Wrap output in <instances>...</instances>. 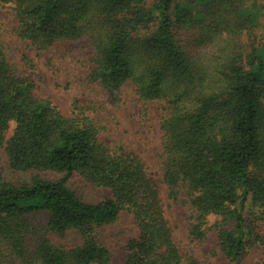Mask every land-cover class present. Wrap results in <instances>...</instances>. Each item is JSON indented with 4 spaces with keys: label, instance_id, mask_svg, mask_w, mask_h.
<instances>
[{
    "label": "trees",
    "instance_id": "obj_1",
    "mask_svg": "<svg viewBox=\"0 0 264 264\" xmlns=\"http://www.w3.org/2000/svg\"><path fill=\"white\" fill-rule=\"evenodd\" d=\"M0 6L11 10L9 33L26 47L65 57L81 43L88 79L110 103L127 84L142 107L160 101L161 180L184 210L191 243L215 234L227 264L258 243L256 264H264L262 0ZM7 33L0 24V151L9 170L27 177L0 179V264H112L101 233L124 212L137 232L124 244L123 264H200L181 251L158 182L118 136L114 118L99 120L82 106L63 114L14 61ZM74 174L109 195L90 201L68 186Z\"/></svg>",
    "mask_w": 264,
    "mask_h": 264
},
{
    "label": "rangeland",
    "instance_id": "obj_2",
    "mask_svg": "<svg viewBox=\"0 0 264 264\" xmlns=\"http://www.w3.org/2000/svg\"><path fill=\"white\" fill-rule=\"evenodd\" d=\"M262 1L264 3V0ZM260 21L258 32L262 34L264 33V15ZM14 22L15 18L11 10L0 6V24H3L8 32L6 40L10 43L12 57L20 65L21 70L34 80L40 92L48 95L65 115H72L76 106H82L89 115L99 120L106 121L110 116L113 117L117 122L118 136L131 150L142 156L148 174L158 182L161 201L181 251L192 252L200 264H227L225 257L216 249L215 234H211L207 242L203 244L191 243L184 210L167 197L166 187L161 180L158 157L162 103L150 101L145 108L142 107L136 101L131 84L121 89L116 103H110L108 96L88 79L92 66L83 55L81 43L74 44L73 51L65 57H57L56 53L51 51L38 52L34 48L26 47L24 42L10 35L9 30ZM41 174L48 179L61 177V174L52 171L41 172ZM20 176L27 177V174L9 170L6 158L0 151V179H18ZM67 183L72 190L83 193L90 201H99L109 195L106 188L85 185L77 174H74ZM42 219H47L46 214H42ZM260 228L261 233L264 234V227ZM136 232L132 216L125 212L121 214L118 222L102 230L101 237L113 253L112 264L124 263V244L134 237ZM76 241L75 237L68 239L69 243ZM260 260L261 247L255 243L249 247L239 264H256Z\"/></svg>",
    "mask_w": 264,
    "mask_h": 264
}]
</instances>
